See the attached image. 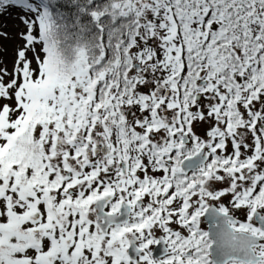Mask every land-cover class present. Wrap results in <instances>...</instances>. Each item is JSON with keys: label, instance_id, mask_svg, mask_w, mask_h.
Instances as JSON below:
<instances>
[{"label": "snow or ice", "instance_id": "obj_1", "mask_svg": "<svg viewBox=\"0 0 264 264\" xmlns=\"http://www.w3.org/2000/svg\"><path fill=\"white\" fill-rule=\"evenodd\" d=\"M5 16L0 264H264V0Z\"/></svg>", "mask_w": 264, "mask_h": 264}, {"label": "rangeland", "instance_id": "obj_2", "mask_svg": "<svg viewBox=\"0 0 264 264\" xmlns=\"http://www.w3.org/2000/svg\"><path fill=\"white\" fill-rule=\"evenodd\" d=\"M0 24H6L7 25V31L13 35V37L15 36V32H16V24L17 21L14 20L12 17L9 16H5L0 18ZM3 45L7 48V62L9 64V67H11V61L13 59V50L16 46V44L18 43V41L13 38V39H9V40H5L2 42Z\"/></svg>", "mask_w": 264, "mask_h": 264}]
</instances>
